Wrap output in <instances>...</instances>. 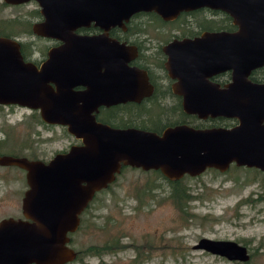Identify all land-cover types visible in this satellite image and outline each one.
<instances>
[{"label": "water", "instance_id": "95a60500", "mask_svg": "<svg viewBox=\"0 0 264 264\" xmlns=\"http://www.w3.org/2000/svg\"><path fill=\"white\" fill-rule=\"evenodd\" d=\"M35 1L44 17L37 32L64 44L49 50L38 69L24 61L15 39L0 36V104L39 109L45 122L65 126L81 145L56 154L48 163L0 157V164L27 170L23 211L31 220L0 223V264L66 263L63 259L72 252L66 247L67 234L76 230L81 212L122 165L159 169L169 178L198 176L208 168L224 171L231 163L264 173V83L249 79L253 70L264 66V0ZM204 7L228 14L238 30L170 43L164 49L169 56L166 68L180 81L176 86L185 113L238 123L205 128L178 124L158 134L97 121L98 106L135 100L149 90L145 71L127 64L131 50L110 40L107 31L123 26L138 12L171 20L182 11ZM90 25L103 33H74ZM224 71H231L232 79L224 88L208 81ZM85 83V91L71 89ZM130 87L136 88L134 98L126 95ZM193 248L228 260L248 259L246 248L235 241L202 237Z\"/></svg>", "mask_w": 264, "mask_h": 264}, {"label": "rangeland", "instance_id": "374dc122", "mask_svg": "<svg viewBox=\"0 0 264 264\" xmlns=\"http://www.w3.org/2000/svg\"><path fill=\"white\" fill-rule=\"evenodd\" d=\"M34 6L29 3L7 7L2 16L24 14ZM159 111L163 122L164 113L170 114L164 107ZM30 114L28 109L6 106L0 110V124L26 125ZM141 117L146 118V114ZM170 118L173 120L175 116ZM152 120H157L155 115ZM41 136L36 149L46 158L76 142L62 126L42 128ZM258 171L230 165L224 171L206 169L198 176L184 177L193 199L183 212L169 199L165 180H157L158 176L148 170L126 168L122 172L120 169L116 181L96 195L84 214L83 227L68 237L66 247L72 252L63 260L70 264H264V247L254 249L247 262L231 261L193 248L202 237L250 241L252 247H257L258 240L264 236V223L258 214L264 200L252 201L259 197L264 185ZM153 182L162 189L158 187L154 197L142 194ZM16 207L0 206V221L13 212L21 214L20 206L14 210ZM113 239L125 247L102 256L83 253L91 246ZM76 251H82V261L74 260Z\"/></svg>", "mask_w": 264, "mask_h": 264}, {"label": "flooded vegetation", "instance_id": "af4514ba", "mask_svg": "<svg viewBox=\"0 0 264 264\" xmlns=\"http://www.w3.org/2000/svg\"><path fill=\"white\" fill-rule=\"evenodd\" d=\"M29 3H33L35 4V6L31 9H28V11L26 10V13L24 14L14 15L9 18H4L2 16L3 11L7 7L16 8L19 6L27 5ZM40 9H41L40 6L35 0H29L24 3H16V4L6 3L5 1L0 0V31H3L4 29L9 31V29H11L10 32H6V33L0 32V36L11 34L9 38L15 39L16 42L18 43L19 50L24 61L31 62L38 69H40L42 64L47 60L49 50L54 48H59L64 44V42L59 38L43 36L37 32L36 26L44 21V17L41 14ZM196 10H203L201 13L202 21L213 22L212 25L209 27L199 26L196 23V19H194L190 15L184 16L181 20L180 18L176 20V18L179 16L180 13L193 12ZM196 10L182 11L174 19L171 20H164L158 15L164 21L163 24H161L160 22H158L157 24L156 21L153 20V17L149 14L150 12H138L133 14L129 18V20L124 23L123 26H114L107 31L106 34L110 40H115L120 44L126 46L129 50H131L132 54L130 55V59L129 61H127V64L129 66L138 67L145 71L148 78L149 90L143 92V94L138 99L135 100L128 99L126 101L118 102L115 104H110V105L102 104L98 106L97 110L94 112L97 121L111 126L110 124L103 122L97 118V115L99 113H102L106 117L110 116L108 118L111 117L114 118L113 119L114 122L119 124L120 119L125 118L124 117L125 115L121 117L120 115L122 114V112H118L117 110L119 109L117 108H120L121 106L128 107L130 112L128 114V118L130 116L131 119L136 114L135 108H137L136 105L138 104L142 105L141 112L143 114H146L147 112L150 111V115H151L153 108L149 109V107H151L152 100L161 99L164 101V105H163L164 110L167 109L170 115L166 116L164 113V121H163L164 127L159 132L158 131L157 132L154 131V132L160 134L161 131L166 127L175 126L178 124H185L180 122L179 117L175 113V108H176L175 103L177 99H180V105H181L183 96L181 93L178 92V88L176 86L178 83H180L179 79L175 77H171L168 69L166 68L169 56L164 50L165 47L174 41H182L183 39H194L195 37H200L205 33H220V32L232 33L238 30V27L233 24L232 18L229 15L228 16L231 19L230 24L226 22L228 20L225 19L222 15L216 13V11H220V10H215L205 7ZM9 20H11V24H13L11 28L10 27L8 28L6 26L8 25ZM130 21H132V23L130 26H128V23ZM169 21H176V23L173 25L168 23ZM207 24H211V23H207ZM74 33L78 35L95 36L103 33V31L93 25H90L87 27L78 28L74 31ZM22 51L25 52L26 57L22 54ZM260 68H257L252 72ZM104 71L105 69L101 68L100 72H104ZM251 74L249 75V79L252 82L264 83V74L260 75L257 79H253L251 77ZM207 79L212 83L218 84L220 88H224L225 85L230 83L232 80L231 71H224L212 75ZM49 85L54 90H56V85L54 83L50 82ZM180 87L181 86H179V89ZM71 89L73 91H85L88 89V85L87 83L77 84L72 86ZM129 91H130L129 94L126 95L129 98L131 97L134 98L135 96L134 93L136 92V88L130 87ZM114 94H116V92H114ZM6 106L9 107L19 106L28 109L31 112V114H30V119L26 120L25 122L26 125L22 122H17V123L6 122L0 124V157L1 158L10 157L15 159H26L27 161H40L43 163H48L56 154L66 153L73 145H81V140L76 139L72 135L76 139V142L70 143L69 148L57 151L49 158L40 156L41 153L36 148L38 146L39 141H41L42 128L46 129V128H51L54 126H62V125L45 122L41 117L39 109H30L26 106H21L18 104H0V110ZM181 110H182V105H181ZM188 115H193V114H188ZM172 116H175V119L171 120L170 117ZM147 117L148 116H146V118L144 119L147 120L148 119ZM226 119H229L231 121L230 127L238 123L236 119H230V118H226ZM168 123H176V124L167 125ZM149 124L150 121L148 120L147 123L145 124V127L143 128L142 126H138V127L129 126V127L148 130ZM62 127L66 129L65 126ZM111 127L128 128V127H115V126H111ZM233 164L234 163H231L230 165L232 166ZM189 176L193 177L191 175L184 174L183 176H181V178L189 177ZM28 189H29V184L27 180V170L23 166H20L18 164H0V192H2L3 194V196H0V206H17V207L20 206L21 208L20 209L21 214H17L18 211L15 213L13 212L11 213L10 216L4 217L0 221V223L6 219H14V220L20 219L31 222L30 219H27L25 217L23 211L24 197ZM151 192L158 193L159 191L153 190L150 191V193ZM260 194L262 195L264 194V186H262V190L261 193H259V195ZM17 207L14 208V210H16ZM258 214H260L259 220L264 223V206L258 208ZM214 240L235 241L237 244L244 246L246 248V253L248 254V259L246 261H240V262H247L248 260L251 259L254 253V249L259 250L260 248L261 250V247L262 249L264 247V236L258 240V244L256 248L251 246L250 241H245L243 243H240L239 241L231 240V239H214ZM212 255L219 256L221 258H226L218 254H212Z\"/></svg>", "mask_w": 264, "mask_h": 264}, {"label": "trees", "instance_id": "16d2710c", "mask_svg": "<svg viewBox=\"0 0 264 264\" xmlns=\"http://www.w3.org/2000/svg\"><path fill=\"white\" fill-rule=\"evenodd\" d=\"M203 10H196L193 12H182L179 14V16L176 18V20L178 18H180V20L186 16V15H190L191 17H193L194 19H196V23L199 26L202 27H209L212 25L213 22H206V21H202V13ZM216 13H219V15H222L225 19H227L228 21H226L228 24H230V17L228 16V14L224 13V12H220V11H216ZM152 17L153 20L156 21V23L158 24V22H160L161 24L164 23V21L154 12H150L149 13ZM205 22V23H204ZM132 23V21H130L128 23V26H130ZM168 23L170 24H175L176 21H169ZM207 23H211V24H207ZM8 28L11 26H13V24H11V20H9L8 25H6ZM11 29H9V31H7L6 29H4L3 31H0L1 33H6V32H10ZM5 37H9L11 36V34H7V35H3ZM22 54L26 57L25 52L22 51ZM264 74V66L254 72H252L251 77L253 79H257L260 75ZM164 102L161 99H153L152 100V104L150 108H153L152 114L150 115V111L146 113V116H148L147 120L143 119L141 116L143 115V113L141 112V106L142 105H136L137 108H135V116L133 118L130 119V116L128 118V114L129 109L128 107H124L121 106L120 108H117L119 110H117L118 112H122V114L120 115L121 117L123 115H125V118H121L120 119V123H116L114 122V118H108L106 117L104 114L99 113L97 115V118L103 122H106L108 124H110L111 126H115V127H129V126H142L145 127V124L147 123V121H150V124L148 125L149 128L148 130H152V131H160L163 127H164V123L161 122V112L159 111L160 108H163L164 106ZM175 113L176 115L179 117V120L181 123H185L187 125L196 127V128H205V127H217V126H223V127H230L231 125V121L229 119L226 118H221V117H216V118H206L204 119H199L194 115H188L186 113H184L181 110V105H180V99H177L176 103H175ZM152 115H155L157 120L153 121ZM151 119V120H150ZM136 122V123H134ZM159 123V124H158ZM172 124H176V123H168L167 125H172ZM166 125V126H167ZM234 165V164H233ZM235 166V165H234ZM242 167V166H241ZM129 168V169H136V167H131L128 165H122L120 167L121 171L123 172L124 169ZM138 170L142 171V172H146L144 169L142 168H137ZM208 169H213L216 170L215 168H208ZM255 169V168H254ZM256 171H258V169H255ZM149 173H154L155 175L158 176L157 180L161 179V180H165V182L168 185V197L171 200V202L174 204L175 207H177L180 211H186L188 210V203L189 201H191L193 199L188 186L185 184L184 181V177H180V178H168L166 177L163 173H161V171L159 169H150L148 170ZM259 173L262 174L263 177V181H264V173H262L261 171H258ZM120 175V172L115 174V179L110 182L107 186V188L114 183V181H116L117 177ZM155 183H151L148 186H146L145 189H143V191L141 192L142 194H149L151 195L150 197H154V193H150V191L153 190H157V188L159 187L158 185L155 187ZM264 186V185H263ZM161 188V187H159ZM162 189V188H161ZM164 189V188H163ZM106 188H102L99 191H97L93 197V199L89 202L88 206L81 212V214L79 215L80 221L79 224L76 228L75 231L79 230L80 228L83 227V223H84V214L87 212V210L89 209V207L91 206V204L93 203L96 195L100 192L105 191ZM259 195V194H258ZM260 197V198H259ZM258 198L256 199H252V201H259L261 199H264V194H260ZM141 202V199H140ZM74 232V231H73ZM73 232H69L67 234L68 237H71V235L73 234ZM123 247H125V245L118 243V240H110V241H106L103 245H95V246H91L89 248H87L85 250V252H83L84 254H90V255H94V256H102L105 253H111V252H116V251H120ZM82 253V251H80ZM80 252L76 251L75 254V261H82V257L80 256ZM71 262H66L64 264H70Z\"/></svg>", "mask_w": 264, "mask_h": 264}]
</instances>
